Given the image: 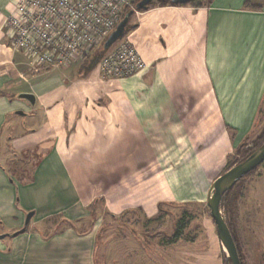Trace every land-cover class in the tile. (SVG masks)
Here are the masks:
<instances>
[{
  "label": "crops",
  "instance_id": "crops-1",
  "mask_svg": "<svg viewBox=\"0 0 264 264\" xmlns=\"http://www.w3.org/2000/svg\"><path fill=\"white\" fill-rule=\"evenodd\" d=\"M13 8L0 0V234L34 216L0 238V264H94L92 238L36 229L55 215L76 226L102 205L154 219L160 205L208 201L264 99V0L135 12L126 36L146 67L112 80L78 64L31 68L5 27ZM36 157L33 180L17 182L14 165Z\"/></svg>",
  "mask_w": 264,
  "mask_h": 264
},
{
  "label": "rangeland",
  "instance_id": "rangeland-1",
  "mask_svg": "<svg viewBox=\"0 0 264 264\" xmlns=\"http://www.w3.org/2000/svg\"><path fill=\"white\" fill-rule=\"evenodd\" d=\"M207 1L202 0V2ZM153 4L158 2L155 1ZM135 7L134 4L129 27L137 12ZM119 41L103 54L96 66L106 80L121 78L117 75L105 76L99 67L106 55L118 47ZM98 47L87 55H93L87 64L84 63L85 58L77 64L80 66L84 64L86 68L90 67L97 53L101 52V46ZM50 69L35 70L44 72ZM60 71L53 74H61ZM263 131L264 99L257 114L254 129L244 141L241 150L235 151L228 158L221 174L230 163L238 162L255 147L261 145L263 141L258 138ZM0 149L5 151L8 148L0 146ZM9 155L4 164L11 160L12 155ZM21 157L24 164L33 158L28 155L24 157L21 155ZM38 160L36 157V161L29 166L17 163V167H20L22 171H19L20 169L19 172L16 171L13 178L22 183L32 181ZM221 208L233 231L244 264H264V163L242 178L225 194ZM185 214L186 227L181 238L173 241L172 236L176 232L177 222ZM79 216L82 220L80 223L76 222V226H71L69 223L71 221L63 219L62 215H55L45 220L47 224L39 223L36 229H41L44 236L74 229L81 235L92 238L94 264H227L207 201L202 204L200 202L163 204L162 211L158 212L155 220L148 218L140 211L112 214L102 205L100 209L90 207ZM21 228L23 226L18 229Z\"/></svg>",
  "mask_w": 264,
  "mask_h": 264
},
{
  "label": "built area",
  "instance_id": "built-area-1",
  "mask_svg": "<svg viewBox=\"0 0 264 264\" xmlns=\"http://www.w3.org/2000/svg\"><path fill=\"white\" fill-rule=\"evenodd\" d=\"M135 1L9 0L14 8L5 18V27L12 48L31 68L69 67L104 42ZM99 67L105 76L124 78L143 70L146 63L125 35Z\"/></svg>",
  "mask_w": 264,
  "mask_h": 264
},
{
  "label": "water",
  "instance_id": "water-1",
  "mask_svg": "<svg viewBox=\"0 0 264 264\" xmlns=\"http://www.w3.org/2000/svg\"><path fill=\"white\" fill-rule=\"evenodd\" d=\"M155 0H140L135 7L136 11L147 9L148 5ZM193 0H172L174 4H186ZM134 10L130 11L132 14ZM128 23V16L121 20L115 30L109 35L105 41V48H110L120 38L124 36L125 29ZM19 98L25 99L32 105L36 104V96L30 92H22ZM23 113V112H20ZM264 163V143L260 145L252 154L244 160L238 162L218 178H216L210 188L207 204L210 209V215L213 218L217 227L219 239L222 244L223 253L227 264H242L237 243L231 232V229L222 213V200L225 194L231 190L242 178L255 170L258 166ZM34 216V211L27 213L23 228L13 233L0 234V238L16 237L28 230L30 221Z\"/></svg>",
  "mask_w": 264,
  "mask_h": 264
},
{
  "label": "trees",
  "instance_id": "trees-1",
  "mask_svg": "<svg viewBox=\"0 0 264 264\" xmlns=\"http://www.w3.org/2000/svg\"><path fill=\"white\" fill-rule=\"evenodd\" d=\"M155 1H157L158 2V4H160V5H168V4H174L173 2H172V0H155ZM155 1H152L149 5H148V7H147V9H149V8H151L153 5H155V4H153V3H155ZM209 1L210 0H208L207 2H202V0H193V1H191V2H189V3H186V4H181V5H194V6H202V5H204V4H207V3H209ZM139 2V0H136L135 1V5L137 4ZM177 5V4H176ZM144 10H146V9H141V10H139V11H144ZM128 11H126L124 14H123V16H122V18H121V20H123L124 18H126L127 16H128V23H127V26H126V29H125V33H124V36L127 34V32L131 29V27L132 26H130L129 27V20H130V18H131V16H132V14H129L130 12H128ZM120 20V21H121ZM109 37V36H108ZM107 37V38H108ZM106 38V39H107ZM106 39H105V41H106ZM121 39V38H120ZM119 39V40H120ZM105 41L104 42H102L100 45H99V47L101 46V52H98L97 53V56L94 58V60H93V62H92V64H91V66L90 67H88V68H86V65L85 66H83L82 65V67H83V69L85 70V71H88V70H91V69H93V68H95L97 65H98V62H99V60H100V58L103 56V54L104 53H106L107 52V50L109 49V48H105V46H104V44H105ZM98 47V48H99ZM93 55H89V56H87V57H85V60H84V63L85 64H87V62L91 59V57H92ZM85 67V68H84ZM258 139H260L261 141H263L262 143H261V145L264 143V131L262 132V134L260 135V137L258 138ZM242 146H244V143H242L241 145H240V147L238 148V151L239 150H241V148H242ZM260 146V145H259ZM258 146V147H259ZM258 147H255L253 150H251L248 154H246L241 160H239L238 162H240V161H242V160H244L245 158H247L250 154H252ZM238 162H236V163H230L229 164V167L226 169V171L229 169V168H231L232 166H234L235 164H237ZM18 165H17V163L14 165V169H13V171H15L14 173H16V171H18L20 168H18L17 167ZM24 170V169H23ZM19 171H22V169H20ZM18 171V172H19ZM22 173V172H21ZM162 211V209H161V205H160V210H159V212H161ZM160 215V214H159ZM154 220H155V218H154ZM229 225V224H228ZM185 227H186V214L183 216V217H181V219H179L178 220V222H177V229H176V232L174 233V235L172 236V238H173V241H176V240H178V239H180L181 238V235H182V232H183V230L185 229ZM229 227H230V225H229ZM231 229V228H230ZM231 232H232V234H233V231L231 230ZM234 236V235H233ZM236 241V240H235ZM237 247H238V245H237ZM238 250H239V247H238ZM239 254H240V257H241V263L242 264H244V262H243V258H242V254H241V252L239 251Z\"/></svg>",
  "mask_w": 264,
  "mask_h": 264
}]
</instances>
